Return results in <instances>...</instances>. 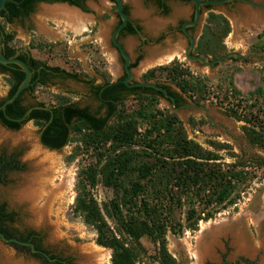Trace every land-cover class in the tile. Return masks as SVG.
I'll list each match as a JSON object with an SVG mask.
<instances>
[{
	"label": "rangeland",
	"instance_id": "374dc122",
	"mask_svg": "<svg viewBox=\"0 0 264 264\" xmlns=\"http://www.w3.org/2000/svg\"><path fill=\"white\" fill-rule=\"evenodd\" d=\"M252 1L264 5V0ZM123 2L130 17L141 25L138 36L121 39L123 47L132 53V58L137 56L133 52L138 46L142 45L144 50L137 64L131 68V80L167 85L178 92L186 103H197L209 109V116H206L204 112L193 108L180 106L173 109L171 102L162 95L154 98L130 95L120 107L125 114L133 115L139 121V130L144 132L150 126L149 115L158 110L163 115L176 113L189 138L204 147L213 149L211 140L232 145L230 149L220 150L223 161L240 159L250 162L251 158L257 156L264 160V149L249 143L246 138L243 125L248 122L231 116L229 111L233 107L241 115L253 119L254 116L264 118V10L240 0H231V10H227L230 4L204 7L196 35L201 25L206 23L210 11L224 14L229 20L230 31L222 39L219 56L201 55H206L208 60L223 58L209 65L181 54L169 62L156 63L152 61L160 55L171 50L179 51V47L183 48L186 44V39L178 32L175 40L174 32H167L161 43H154L152 39L166 22H171L175 27L178 20L186 19L191 4L170 0L171 12L168 16H162L154 11L150 0ZM55 4L61 3L39 1L24 18L7 22L0 17V23L4 25L5 31L13 34L12 44L18 50H28L48 64L78 72L83 79L56 80L55 84L38 85L34 97L28 92L24 96L47 105L55 104L59 98L65 97L103 114L104 108H100V102L93 96L85 80L102 84L123 74L121 60L109 45L111 32L119 20L116 4L112 0H85V12L74 8L88 19L87 28L83 31H76L69 22L46 9ZM144 38L150 42L142 44L141 39ZM174 61L187 67L195 77L197 87H202L203 95L199 102L174 83L166 71L157 70L154 78L145 79L148 70ZM9 89V75L0 72V100L7 96ZM241 95L246 99L241 98ZM0 128L6 132V135L0 136V156L16 154L24 167L20 171L8 170L0 176V202L6 204L9 212L15 213V228H34L42 232L44 244L58 253L70 255L75 264H111L112 249L97 243L96 229L73 211L79 171L82 166L96 160L92 149L87 150L85 143L79 140V135L73 132L71 142L59 150H50L41 144V127L33 120L26 121L18 130ZM38 146L51 153L52 157L44 161V154L40 156L35 152ZM75 149L78 154L73 157ZM230 152H236L238 156L232 157ZM46 167H51V172L45 175L50 191H41L37 197L33 196L34 199L27 196L32 188H39L37 174ZM247 170L253 176L236 203L220 210L213 218L200 220L194 229L184 227L179 233L171 230L167 232V248L177 264H197L194 250L197 249L202 228L218 222L225 225L224 230H231L218 233L212 251L202 256L200 264H264V167L248 166ZM93 192L102 208L104 202L113 196V190L101 181ZM106 217L113 226V221ZM174 218L185 223L184 208L176 209ZM240 232L249 238L248 249L239 244ZM141 242L147 253L140 256L139 264H160L153 258L156 248L150 238L143 236ZM96 249L107 254L105 259H100V254L95 255ZM0 264L41 263L0 238Z\"/></svg>",
	"mask_w": 264,
	"mask_h": 264
},
{
	"label": "trees",
	"instance_id": "16d2710c",
	"mask_svg": "<svg viewBox=\"0 0 264 264\" xmlns=\"http://www.w3.org/2000/svg\"><path fill=\"white\" fill-rule=\"evenodd\" d=\"M39 1H65L83 8V0H7L0 17L12 22L30 14ZM229 31L228 18L210 11L196 51L219 56L222 39ZM0 32L2 53L7 57L15 55L18 48L12 44L13 34L5 31L1 23ZM17 57L33 71L31 84L3 110L4 100L15 93L25 78V71L17 63L0 62V72L8 74L10 81L7 96L0 100V120L13 130L33 120L41 127V141L51 148L67 145L75 132L87 150L92 149L96 160L79 171L73 211L96 229L97 243L112 249L111 264H139L140 256L147 253L141 242L143 236H148L155 245V260L160 264H177L167 248V232L179 233L184 227L194 229L200 220L213 218L220 210L236 203L253 176L247 170L248 166L264 167V160L258 156L251 158L250 162L240 159L223 161L220 150L230 149L232 145L211 140L213 149L204 147L189 138L176 113L163 115L161 110L152 113L149 115L150 126L141 132L139 121L133 115L125 114L120 105L130 95L137 98L163 96L161 91L152 87L127 88L123 81H119L99 92L100 85L96 84L97 90L94 93L91 90V93L100 102V108H104L103 114L65 97L51 105L29 100L24 96L26 92L34 97L36 86L46 85V80H36L35 69L47 63L29 51L20 52ZM157 70L166 71L171 80L195 101L202 99V87H197L191 71L178 61L148 70L145 79L154 78ZM65 71L69 77L83 79L78 72ZM164 86L179 102L185 101L178 92ZM240 97L246 99L243 95ZM29 108L31 111L25 120H16ZM229 111L231 116L248 122L243 128L249 143L264 149V118L241 115L233 107ZM76 154L75 149L73 157ZM230 155L238 156L236 152H230ZM6 157L0 156V176L9 169L24 168L23 164L3 162ZM100 181L113 190V196L104 202V208L93 192ZM183 208L185 223L174 218L175 210ZM106 215L113 221V226ZM6 219L14 222L15 213H6L1 205L0 231L7 237L16 236L15 227L5 225ZM12 245L18 246L13 242Z\"/></svg>",
	"mask_w": 264,
	"mask_h": 264
},
{
	"label": "flooded vegetation",
	"instance_id": "af4514ba",
	"mask_svg": "<svg viewBox=\"0 0 264 264\" xmlns=\"http://www.w3.org/2000/svg\"><path fill=\"white\" fill-rule=\"evenodd\" d=\"M84 1L85 0H83V8L81 6H79L83 10L86 9ZM112 1L116 4L115 0H112ZM150 1L153 2L154 11L158 15L168 16V14L172 10L171 6L168 3V1H170V0H150ZM182 1L183 2L186 1V2H188V4L189 3L191 4L190 5L189 16L186 19L178 20V24L175 27L173 26V24L171 22H166L165 24H163V26L158 29L157 36H155L154 39H152V41L154 43H161L162 39L164 38V36L167 35V32H170V33L174 32L173 33L174 34L173 35V39L175 40L176 39V34L178 32L186 39V44L184 45V47L183 48L179 47V51L177 50L179 54H183V56H185L186 50L188 48H190V50H189V54L190 55L198 56V55H201V54H205V53H201V52H197L196 51V46H197V43H198V40H199L201 34L203 33L205 24L201 25V28H200V31H199L198 35H196L195 31H196V29H197V27H198V25L200 23V19H201V15L203 13L204 7H211V6H214L215 4H203V5H201L200 11H199V18H197V12H196L195 3L192 2L191 0H182ZM240 1H242V0H240ZM43 2H55V1H43ZM230 3H231V0H226L224 2H221V3L217 4V6L218 5L219 6H226L227 4H230ZM245 3L248 4L249 6L257 7V6L251 5V4L247 3V2H245ZM185 4H187V3H185ZM257 8H259V7H257ZM125 9L127 10L126 5H124V10ZM260 9H262V8H260ZM227 10H231V4L227 8ZM262 10H264V9H262ZM24 17L25 16L23 15V16L19 17V19H22ZM118 17H119V20L116 23V25H115V27L112 30L111 35H110L109 45H110L111 48H113L115 50V54H118V56H119V58L121 60V67H122V70H123V74L120 77H118L117 79H115V80H109V81H106L105 83L97 84V85H100V88L98 89L99 92L104 90L106 87H108V86H110V85H112L114 83H117L119 81H123L124 84L127 86V88H133V87H137L138 86V85H134V83L136 81L131 80V79L128 81V83H129V85H128L126 83L125 79L129 75L127 68L131 69L132 67H134L137 64L136 62L140 59V57H142V54H144V50H142V45L138 46L137 49L135 50V52H133V54H137V56L135 58H132L131 55H130L132 53L128 52L125 49L126 50V54H129V59H130V62L128 64V66L127 67L125 66L126 58H125L123 53L120 51V49L118 48V46L114 43V41L112 39L113 32L115 31V29L122 22V18H121V16L119 14H118ZM140 30H141L140 23H138V21L136 19L131 18L124 25V27L119 31V33L117 34L116 38L122 44L121 39L123 37L138 36ZM192 41H194L193 45H191ZM148 42H150V40L147 39V38L141 39V43L142 44H146ZM17 51H16V53H17ZM27 51L28 50L21 49V50H19V52L17 54H19L20 52H27ZM35 72L37 73L36 74V80H41V81H43V80L45 81L46 80L45 81L46 84H55V83H57L56 80L61 82V81H65L67 79H74L72 77H69L67 75L66 71L63 68H58L56 65H51V64H48V63L47 64L38 65L36 67V69H35ZM32 73H33V71H32ZM88 84L90 86V91L92 90V92H93V91L97 90L98 86L96 84H94V82L90 81ZM158 85L164 87L168 91V89L164 86V84H158ZM145 87H149V86H145ZM156 90H159V89H156ZM125 93L126 92H123V94H125ZM170 95H172L174 97V105L175 106L180 107L181 105L186 103V101L179 102L177 100V97L175 95H173L172 93H170ZM166 99L169 100L171 103L173 102V100L170 99L169 97H167ZM47 107H49V106H47ZM13 119H15V118H13ZM0 126H2L4 128H7L9 130H13V129L7 127L2 122V120H0ZM40 135H41V129H40ZM53 149H56V148H53ZM59 149H61V148H59ZM3 162H5V163L6 162H11L13 165L17 164V163L18 164H22L20 162V159L18 158V156H16V154H13L11 156H8V157L4 158ZM20 170L21 169H16V168L9 169V171H20ZM1 205L4 207L5 212L8 213L9 210L7 209L6 204L0 202V206ZM5 225L14 226L13 222L8 221L7 219L5 220ZM14 233H15L16 236H13V237H16V238H18V239H20L22 241H25V242L32 243L35 250L33 251L32 247L29 244H18L17 243L18 246L16 248L19 249V250L24 251L26 254H30L35 260L39 261L41 264H75V262L73 261V259H72V257L70 255L66 256V255H63L61 253H58V252L52 250L46 244H44L42 232H39V231H37L34 228H27L26 227L24 229H19L18 227H16ZM21 237L24 238V239H22Z\"/></svg>",
	"mask_w": 264,
	"mask_h": 264
},
{
	"label": "water",
	"instance_id": "95a60500",
	"mask_svg": "<svg viewBox=\"0 0 264 264\" xmlns=\"http://www.w3.org/2000/svg\"><path fill=\"white\" fill-rule=\"evenodd\" d=\"M6 1L7 0H0V12L5 9V5H6ZM116 1V9H117V12L118 14L121 16L122 18V22L121 24L115 29V31L113 32L112 34V39L114 41V43L118 46V48L120 49V51L123 53V55L125 56L126 58V63H125V66L127 67L129 62H130V59H129V54H126V50L125 48L123 47V45L117 40L116 36L117 34L119 33V31L124 27V25L131 19L130 16L128 15V13L124 10V2L123 0H115ZM192 2L195 3L196 5V12H197V18H199V11H200V7L201 5L203 4H219L221 2H224L226 0H191ZM244 2H247L253 6H257V7H260L262 9H264V5L261 4V3H257L255 1H252V0H242ZM55 3H61V4H65L69 7H73L81 12H85L81 7L77 6V5H73V4H70L69 2H65V1H55ZM187 24V23H186ZM194 41H192L191 45H193ZM2 48H3V43H2V34L0 32V62L1 63H4V64H7V63H17L19 64L23 70L25 71V78L24 80L19 84V86L17 87V90L15 91V93L6 98L2 104V109L5 110V107L8 103L12 102L16 97H18L20 95V93L27 87L31 84V77H32V70L30 69V67L28 66V64L20 59L19 57H17V53L19 52V50L17 51V53L11 57H7L5 56L3 53H2ZM189 50L190 48H188L186 50V54L185 56L191 60H201L203 61L204 63L206 64H209V65H214L218 60L222 59L223 57H220V58H215V59H212V60H208L207 56L206 55H198V56H193V55H190L189 54ZM128 70V77L125 79L126 83L129 85L128 81L130 79H132V70L127 68ZM134 85H138V86H149V87H153L155 89H159L163 95L165 96V98L169 97L170 99L173 100V102L171 103V107L173 109H176L178 108L177 106L174 105V97L172 95H170V93L162 86H159L158 84L154 83V82H150V81H136L134 83ZM183 107H188V108H193V109H196V110H199V111H202L205 113V115L209 116V109L206 107V106H202L200 104H197V103H192V104H188V103H185L183 105H181ZM31 111V108H29L25 115L22 116L21 118H18L16 120L18 121H22V120H25L27 118V115H29ZM39 140L41 142V144L46 147V148H49L50 150H59V149H53V148H50L48 147L46 144H44L42 141H41V135L39 134ZM0 238L4 241V242H7V243H18V244H29L31 247H32V250L34 251V247H33V244L32 243H29V242H25V241H22L16 237H7L3 232L0 231Z\"/></svg>",
	"mask_w": 264,
	"mask_h": 264
},
{
	"label": "bare ground",
	"instance_id": "6f19581e",
	"mask_svg": "<svg viewBox=\"0 0 264 264\" xmlns=\"http://www.w3.org/2000/svg\"><path fill=\"white\" fill-rule=\"evenodd\" d=\"M46 9L58 15L59 17H62L63 20L69 22L70 26H72V28H74L76 31H83L87 28L88 19L79 12H77L73 7H69L65 4H55L50 7H47ZM180 55L181 54H179L177 50H171L165 54L160 55L157 59H155L152 62L166 63L171 61L176 56H180ZM1 135H6V132L0 128V136ZM35 152L40 154V156L44 154L42 157L44 161H47L52 157L51 153H48L47 150L45 151V149H43L40 146L35 148ZM50 172H51V167H46L45 170H41L40 173L37 174L38 175L37 181L39 182V188L37 189L32 188L28 192L27 196H31L33 198L34 195L37 197L41 191H47V192L50 191L49 189H47L48 178L45 177V175L49 174ZM224 226L223 224H220V222H218L209 227L208 225H206L202 228V231L197 240V249L194 250V255L196 257L197 264H200L201 259L203 258L202 256L205 253H209L210 251H212L211 249L216 241L218 233L220 234L222 231H226L228 229L231 230V228H225L224 230ZM240 233L241 234H239V236L241 238L239 239V244L242 246V248L248 249L250 247L249 238L243 232ZM99 254H100V259H103L107 255L106 253L104 252L101 253L100 250L98 251L96 249L95 255H99Z\"/></svg>",
	"mask_w": 264,
	"mask_h": 264
}]
</instances>
